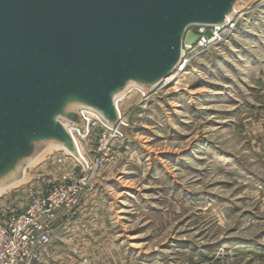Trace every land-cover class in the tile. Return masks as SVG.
<instances>
[{"label": "rangeland", "instance_id": "1", "mask_svg": "<svg viewBox=\"0 0 264 264\" xmlns=\"http://www.w3.org/2000/svg\"><path fill=\"white\" fill-rule=\"evenodd\" d=\"M239 8L231 34L186 53L174 80L124 95L128 134L110 138L108 157L97 129L78 137L84 172L72 159L57 165L64 150L54 149L0 180L22 178L0 192L4 220L66 167L82 178L42 264H264V1Z\"/></svg>", "mask_w": 264, "mask_h": 264}, {"label": "water", "instance_id": "2", "mask_svg": "<svg viewBox=\"0 0 264 264\" xmlns=\"http://www.w3.org/2000/svg\"><path fill=\"white\" fill-rule=\"evenodd\" d=\"M240 3L0 0V180L42 142L81 160L69 126L85 129L82 110L127 136L120 93L130 83L154 90L198 40L190 28L222 25Z\"/></svg>", "mask_w": 264, "mask_h": 264}, {"label": "built area", "instance_id": "3", "mask_svg": "<svg viewBox=\"0 0 264 264\" xmlns=\"http://www.w3.org/2000/svg\"><path fill=\"white\" fill-rule=\"evenodd\" d=\"M239 19L237 11L235 16L227 18L222 25L191 27L190 29L197 33L199 37L194 44H184L181 61L185 52L190 53L192 51V55H198L222 42L236 28ZM220 27H228L230 31L225 36H217L218 39H215L216 33L221 32L219 30ZM207 29L213 31V35L210 38L205 35ZM212 39L214 41L206 48V42ZM89 112L93 114L91 117L87 115ZM81 114L85 119V129L81 130L79 127L69 126L77 148L78 144L75 134L77 138H85L91 132L99 129V132H102L99 136L102 137L99 141L98 154L101 159L108 157L110 148H107V146H109L110 138L125 137V135L106 124L95 112L82 110ZM121 119L127 125L122 115ZM81 158L80 160L74 154L64 150V154L57 156L55 159L57 165L60 166H65L67 161L72 159L76 161L81 171L84 172L90 168V161L88 164L82 155ZM81 179L78 177L76 169L66 167L60 172L59 179L56 182L50 184L42 192H35L30 195L25 209L11 213L4 220H0V264L43 263L44 252L53 240L55 234L54 224L59 214L66 208L73 207L78 202L79 194L82 190L83 180Z\"/></svg>", "mask_w": 264, "mask_h": 264}, {"label": "bare ground", "instance_id": "4", "mask_svg": "<svg viewBox=\"0 0 264 264\" xmlns=\"http://www.w3.org/2000/svg\"><path fill=\"white\" fill-rule=\"evenodd\" d=\"M264 1V0H263ZM235 9L238 11V13H239V18L240 17H242L243 16V14L246 12V11H243V10H240V8H239V4H237V5H235ZM249 9H251V6H248L247 7V10H249ZM219 30H221V32L220 33H216V38L215 39H218V37L217 36H225L226 34H228V32L230 31V29L228 28V27H220L219 28ZM193 31V30H192ZM219 37V38H220ZM214 41V39H212V40H209V41H207L206 42V48H207V46L209 47V45H211V43ZM194 46V45H193ZM192 46V47H193ZM205 48V49H206ZM207 50H209V49H207ZM191 53H192V51H191ZM186 56V52L184 53V57ZM184 57H183V60L181 61V63H180V65H179V67L178 68H176L168 77H166L164 80H163V82L162 83H164V84H167L168 82H171L172 80H174V78L176 77V75L179 73V72H182V71H184L185 70V65H186V62H187V60H185L184 59ZM179 85V84H178ZM134 88H136V89H138V90H140V91H142V92H144V90H142L136 83H130L129 85H128V87L122 92V93H120V97H119V101H121V99L124 97V95L129 91V90H131V89H134ZM216 95V94H215ZM119 101H118V104H117V107H118V110H119V112L121 113V111H120V108H119ZM87 115L88 116H92L93 114L91 113V112H89V113H87ZM120 115H122V114H120ZM84 137V136H83ZM75 139H76V142H77V144H78V148H79V151H80V153H81V155L85 158V160L88 162V164H89V161H88V159H87V157L85 156V154H84V152H83V149H82V146L80 145V142H79V140H78V138H77V135L75 134ZM54 149H61V150H66V151H68V149L66 148V147H64L62 144H60V143H53V142H51V143H49L48 144V146L46 147V149L44 150V151H42L43 153H41V154H39L37 157H35L31 162H30V164H32L36 159H38L39 157H42V156H44L48 151H51V150H54ZM69 153H71L70 151H68ZM29 164V165H30ZM25 173V172H24ZM23 177V176H22ZM22 180V178L21 179H16L15 181H13V182H11V184H9V185H4V186H2V187H0V192L1 191H3L4 189H6V188H8L10 185H13V184H15V183H17L18 181L20 182Z\"/></svg>", "mask_w": 264, "mask_h": 264}]
</instances>
